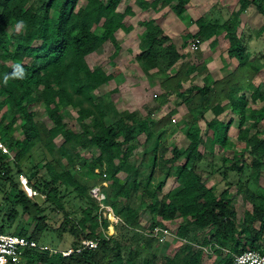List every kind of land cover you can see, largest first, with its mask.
Wrapping results in <instances>:
<instances>
[{"label": "trees", "instance_id": "16d2710c", "mask_svg": "<svg viewBox=\"0 0 264 264\" xmlns=\"http://www.w3.org/2000/svg\"><path fill=\"white\" fill-rule=\"evenodd\" d=\"M120 1L0 0V141L13 159L12 163L5 162L0 155V182H6L15 192L7 224L11 225L19 214L33 220L35 225L29 234L23 228L14 230L13 234L41 243L45 225L43 209L25 196L11 177L22 173L15 162L38 151L40 157L30 167L29 178H35L39 169L44 170L45 177L34 182L27 179L29 189L41 194L55 209L60 208L56 186L71 189L85 204L79 217L70 220L63 215L54 228L59 236L72 237L70 247H76L81 239L101 236L96 232L100 224L98 207L87 195L96 186L105 196L104 204L112 214L123 226L135 231L125 256L117 240L109 237L102 239L95 250L67 258L30 253L31 259L41 264H233L232 256L244 251L264 253V188L256 186L246 192L250 210H245L237 219L227 188L214 194L195 170L200 146L222 149L226 145L232 119L220 117L229 112L238 116L235 139L241 149L232 158L228 170L241 172L247 168L254 181L258 180L264 167V132L258 128L264 120V84H253V80L264 71V63L259 64L244 53L233 24L226 22L221 27L228 42L226 54L236 61V66L221 79L198 86L192 83L191 76L201 72L203 66L185 64L172 70L182 57L172 41L154 20L139 22L143 32L134 62L144 77L164 75L159 85L162 91L157 100L159 104L170 95L185 109L182 120L188 125L184 132L186 147L180 151L176 146H166L161 137L175 111L156 121L147 116V127L140 130L135 114L116 111L115 87L92 96L120 75L117 68L108 72L102 67L91 69L86 63V57L106 44L113 49L108 63L117 56L119 45L114 34L118 30L124 33L130 30L124 21L125 11H116ZM171 2L175 3L172 12L181 19L189 0H154L153 3L165 7ZM236 2L238 13L251 6L264 15V0ZM195 23L198 28L195 35L200 42L216 34L215 24H208L204 18H198ZM246 93L249 101L257 106L248 107ZM34 106L41 107L50 127H42L34 120ZM68 107L76 109V126L70 127L64 122L62 113ZM207 111L211 114L209 120L204 119ZM199 120L211 133V139L207 140L200 129L191 126ZM16 121L20 123V139L11 136ZM245 122L249 123L248 129L242 128ZM141 135L143 141L139 144L145 145L154 137L155 146L138 158L135 147L129 143ZM56 137L61 139L59 144L54 142ZM90 148L96 151L95 155L79 152ZM244 156L251 158L249 164ZM156 177L162 179L153 184ZM169 177L176 187L159 196ZM103 182L105 186L101 185ZM22 189L27 187L22 185ZM8 197L5 194L4 200ZM140 216L149 220L150 229L168 228L167 223L178 220L174 235L177 240L185 241L183 249L164 258L157 242L141 235ZM3 229L0 224V232ZM204 229L207 233L200 235ZM190 243L218 249L206 256L201 250H193ZM221 249L227 252L222 253ZM204 258L212 261L204 263Z\"/></svg>", "mask_w": 264, "mask_h": 264}, {"label": "rangeland", "instance_id": "374dc122", "mask_svg": "<svg viewBox=\"0 0 264 264\" xmlns=\"http://www.w3.org/2000/svg\"><path fill=\"white\" fill-rule=\"evenodd\" d=\"M127 3H129V0H125L122 6ZM217 7L218 6L214 5V7L209 8L208 15L210 16L209 18L214 19L216 22L221 24L226 19H229V17L227 16V14L222 13V11H218ZM191 18L194 17H190V19ZM137 19V17L128 18L127 24H132V29L130 27V30L127 33H124L123 31L117 32L116 40L119 45V50L117 56L113 59V61H111V63H108L109 55L113 51L110 44L104 45L97 52L86 57V63L91 69L95 67H102L105 68L108 72H111L114 68H117L120 71V75L116 80H114V82L111 81L106 87H102L101 89L93 92L92 96L96 97L98 94L105 92L109 88H117L120 93V97H118V99L116 100V110L118 112L125 110L135 114L139 119V129L144 130L147 127V124L145 122V118L147 116L152 119H158L159 116L168 113V111L166 109H162L157 113L153 112L152 114L154 115V118L149 115L151 114V108L148 106V101L150 99H153L152 97L154 94L158 95V82L159 80H161V76L144 77V74L140 67L134 63L133 56L137 54L139 50V34L141 30V27H138L136 23ZM231 23L233 24L236 37H238L241 41L244 53L249 58H254L259 64L264 63V15L250 10L247 13H243V15H236L232 17ZM173 30L175 29L173 28ZM192 30H190L189 33ZM184 33H181L180 35V33H178V31L176 30L175 32L171 33V35H173L175 44H181L178 37L183 36ZM225 38H223V34L220 33L214 38V43L212 45H210L209 42H201L198 50L195 53H188V48L186 47L187 49L185 48V53L188 56V61L195 64L201 62L200 60L206 61L209 64L210 72L213 78L217 79L220 76L227 74V72H229V70H231L233 66L230 63V61L232 62V59L230 60L226 54L228 42ZM188 41V43L186 42L187 46L190 43V40ZM223 62L228 64L227 69L220 68ZM256 83L264 84L263 70H261L257 74L255 80H253V84ZM185 87L186 85L183 86V88ZM246 97L248 101V107L254 108L255 106H257V103L253 104L249 101L247 93ZM83 106L87 105L83 104ZM32 110L34 112V120L39 125L46 128L51 126V123L45 117V114L41 107L34 106ZM172 110L175 111V114L171 116V120L173 121H170V124L165 128L161 140L164 142V145L169 147L176 146L180 151H182L187 145V140L184 137V132L187 129L188 125H185L182 120V115L185 112V109L182 105H178V103L177 107H174L173 103L170 101V111ZM62 116L67 126H76V109L68 107L64 111V113H62ZM204 116L205 120H209L211 118V114L209 111L205 112ZM220 118H224L225 120L229 118L232 119V124L227 131V143L222 149H218L215 146L212 148H209L208 146H200V159L196 163L195 170L206 187H208L214 194L224 187L227 188L228 194L230 195L233 206L236 210V217L237 219H240L245 210H250V206L245 200L246 192H251L255 189L256 186L260 189L264 188V167L256 182L254 181L253 177L249 175L247 168L243 169L241 172L228 170V168L232 164V158L237 156L241 149V145L238 144L235 139L238 116L234 114L231 115L229 112H226ZM17 121L15 125L16 127L11 133L12 138L22 137L21 132L18 128L20 123ZM191 126L200 129L201 135L206 137L207 140L211 139V133L205 130V125L202 120L193 123ZM242 128L248 129L249 123H243ZM258 128L260 130H263L264 132V120L259 124ZM142 141L143 136L141 135L129 143L131 146L135 147L134 151L136 157L138 158L140 157L142 152L148 153L152 149V147L155 146L154 137L146 141L145 145L139 144L142 143ZM54 142L55 144H59L61 142V139L59 137H56L54 139ZM160 144L161 143H157V145ZM79 152L81 154H86V152H90L93 155L96 154V151L93 148L87 150H79ZM39 157L40 156L38 155V151H33L28 157L15 162V164H17L22 170V173L20 176L12 175L11 177L14 181H17V185L21 191L24 190L22 189L23 183L27 185V179L31 182H34L36 181V178L37 180H40V178L45 177L44 170L39 169L36 172L35 178H29L30 174L32 173L30 167L38 162ZM12 160L13 159L11 154L8 158H4L5 162L12 163ZM244 161L246 162V164H249L251 158L244 156ZM122 177V175L119 176L120 179H122ZM160 179H162V177H156L152 180V183L155 184ZM26 187V191L28 193L25 192V190L22 192L25 194V196H27L43 209L42 214L45 217V225L42 226V234L39 241L55 248L70 247L71 243L73 242L72 237L67 234H61L59 236L54 232V228L59 225L63 215H67L70 220H75V218L79 217L80 211L85 207V204L81 203L75 197V193L71 189H66L63 186H56L58 190L57 197L59 199L60 208L55 209L52 205L45 202V199L41 194L34 193V195H32L31 192H29V187ZM175 187L176 183L173 181V179L171 177L167 178L165 180L162 192L159 193V196L170 192V190ZM96 188H98L99 193H102L98 186L90 189L87 193V195L94 201L97 194H94L93 191L96 190ZM5 194H9L7 200H4ZM14 195L15 192L11 191L8 188L7 183L1 181L0 224L4 228L2 230V233L13 234L14 230L23 228L29 234L33 230L35 225V222L33 220L19 214L18 216H16L11 225H8L6 222V218L10 214L12 208ZM98 197L99 196H97L96 198ZM97 215H99L100 224L96 229V232L101 234L102 231H107V228H105L104 225H109V221L107 219L108 217L103 211H97ZM139 224L143 228L140 233L145 237L144 234L150 230L149 220L140 216ZM167 224L168 228L165 229H167L168 232L175 236L174 231L178 224V220ZM111 230L112 229L109 228V234H112L111 237L117 240L121 254L125 256L127 251L131 247L130 242L135 231L133 232L132 230L123 226L118 219L117 223L114 225L113 231ZM206 233L207 229H204V231H201L200 235L205 236ZM157 244L159 245L160 250H162L163 257L166 258L171 257L174 253L183 249L184 243L181 240H177L175 237L169 236L164 243ZM191 248L193 250H196V248L192 246ZM211 261L212 260H208L206 258L203 259L204 263H209Z\"/></svg>", "mask_w": 264, "mask_h": 264}, {"label": "crops", "instance_id": "0c3cea01", "mask_svg": "<svg viewBox=\"0 0 264 264\" xmlns=\"http://www.w3.org/2000/svg\"><path fill=\"white\" fill-rule=\"evenodd\" d=\"M101 1L104 2L105 0H101ZM123 2H125V0L120 1V4L118 5L116 11L119 13H122L125 11V18H124L125 22L128 21V18L137 17L138 19L136 20L137 21L136 23L139 27V22H142L144 20H149V19L154 20V22L158 25V27L160 28L162 33L172 41L176 51L182 56L175 63L172 70L173 69L175 70L179 65H185V64H188L189 66H198V67L203 66V69L201 72L198 71L197 73H194L191 76V77H193L192 83H194L198 86L207 85L210 83V81H215V80L221 79L222 77L226 76L235 68L236 61L234 59H232V62L230 61V63L233 66V68L231 70H229V72H227V74L220 76L217 79L213 78V76L211 75L209 64L206 61L200 60L201 62H199L198 64L191 63L188 61V58H187L188 56L185 53V48L186 47L188 48V53H195L201 44V42L196 38V35H195L198 32V28H197L196 23H195L196 20L198 18H204L208 24H210V25L215 24L214 25L215 27L213 30L216 34L213 35L209 40L202 42V43L209 42L210 45H212L214 43V38L218 34L222 33L223 38H225L224 29L221 27L224 26L226 22L231 23L232 17H234L236 15H243V13H247L250 10H253L256 12V10L253 7L249 6L245 10L238 13V11H237L238 10V4H237L236 0H189V2L184 7V11L182 13V18L179 19L174 15V13L171 10L172 6H174V4H175L174 2H171L170 5L165 6V7H161L160 5L154 6V3H153L154 0H129V3L122 6ZM214 5L218 6L217 7L218 11H222V13L227 14L229 19H226L224 22L219 24L214 19L209 18L210 16L208 15V9L211 7H214ZM121 6H122V8H121ZM119 8H121V9H119ZM190 17H194V18L190 19ZM128 25H130V27L132 29V24H128ZM173 28L176 31H178V33H180V35H181V33L186 32V33H184L183 36L178 37L180 40V43H181L180 45L174 43L173 35H171V33L175 32V30H173ZM190 30H192L193 33L191 31L190 32L191 34H190L189 33ZM118 31H121V30H118ZM117 32L114 34L115 38H116ZM142 32H143V28L141 27L139 35H141ZM185 36H188V37L186 40H183L184 39L183 37H185ZM188 40H190V43L187 46L186 42L188 43L189 42ZM195 41H197L198 43L195 44ZM192 45H195L197 49L193 51L191 49ZM227 48H228V46H227ZM138 49H139V46H138ZM138 52H139V50H138ZM227 65H228L227 63L223 62V64L221 65L220 68L221 69H223V68L227 69L228 68ZM154 72H155V70H154ZM168 73L170 74V70L167 72V74ZM152 76H157V77L161 76V80H159V82H158V90H159L158 95L154 94L152 97L153 99H150L148 101L149 104L147 103L148 106L151 108V110H150L151 114H149V115L154 118V115L152 114L153 112L157 113V112L161 111L162 109H166L168 111V113L159 116L158 119H160L163 116L170 113V101L173 103L174 107H177V103H179V101L174 96L169 95L163 104H159L157 100L160 98V96L162 94V91H161L159 85H160V82L164 79V75L158 73V74H154ZM112 82H114V80ZM117 91H118V89H117ZM119 94L120 93L118 91V97H120ZM118 97L113 101V105H114L115 109H116V100L118 99ZM121 112H128V111L123 110ZM129 113H131V112H129ZM155 117H156V115H155ZM204 118H205V116H204ZM158 119H152V120L156 121ZM16 139H20V138H16Z\"/></svg>", "mask_w": 264, "mask_h": 264}, {"label": "built area", "instance_id": "2783aa9c", "mask_svg": "<svg viewBox=\"0 0 264 264\" xmlns=\"http://www.w3.org/2000/svg\"><path fill=\"white\" fill-rule=\"evenodd\" d=\"M196 43L198 42L195 41V44ZM191 49L194 51L197 48L195 45H192ZM0 155L3 158H8L10 156L6 146L1 141ZM101 184L102 186L106 185L105 182ZM23 186L26 188L27 185L23 183ZM29 192L34 195V192H32L30 189ZM93 193L99 196L98 198H96L97 196L95 197L98 211H103L108 217L107 219L109 221V225L106 226L107 231H102L101 236L94 239H81L76 247L55 248L45 243H38L27 237L0 232V264H41L39 261L31 259L30 253L32 252L37 253L38 255L46 256L47 258L52 256L67 258L72 254H79L83 251L95 250L98 243L102 239L107 240L109 237H111L112 234H109V228H111L113 231L114 225L117 223V218L114 217L110 208L104 204L105 196L98 192V188H96ZM144 235L160 244L164 243L169 236L175 237L170 232H168L167 229L158 226L153 227ZM182 242L184 243L185 241ZM190 245L196 248V250H201L206 256L211 255L213 249H218L216 246L211 245L206 247H200L195 243H190ZM220 251L222 253L227 252L225 249H221ZM232 262L233 264H264V253L254 250L244 251L242 253L233 255Z\"/></svg>", "mask_w": 264, "mask_h": 264}, {"label": "bare ground", "instance_id": "6f19581e", "mask_svg": "<svg viewBox=\"0 0 264 264\" xmlns=\"http://www.w3.org/2000/svg\"><path fill=\"white\" fill-rule=\"evenodd\" d=\"M112 231V230H111Z\"/></svg>", "mask_w": 264, "mask_h": 264}]
</instances>
